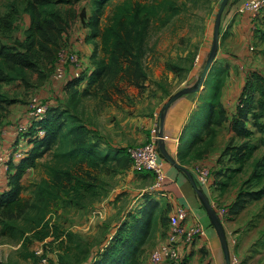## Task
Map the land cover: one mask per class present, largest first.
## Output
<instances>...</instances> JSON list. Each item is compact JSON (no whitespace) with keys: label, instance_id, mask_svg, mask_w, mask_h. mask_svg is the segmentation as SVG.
<instances>
[{"label":"trees","instance_id":"obj_1","mask_svg":"<svg viewBox=\"0 0 264 264\" xmlns=\"http://www.w3.org/2000/svg\"><path fill=\"white\" fill-rule=\"evenodd\" d=\"M13 1L8 8L11 22L22 12L28 15V24L21 40L13 45L0 43V84L21 82L28 87L30 74L36 73L42 82L55 69L57 54L67 43L68 28L75 20L83 19L85 11L78 13L75 0ZM111 1L92 0L93 12L87 25L88 38L97 39L91 57L93 69L75 78L74 74L68 75L60 89L63 96L52 106L46 103L42 119L36 121L27 115L25 131L19 130L20 125L16 127V145L10 148L11 158L7 161V186L0 193V237L18 243L21 258L34 255L28 248L30 242L52 237L59 240V264H138L143 247L151 243L157 227L163 232L167 228L171 205L162 206L159 200L149 197L138 214L128 213L120 225L112 231L103 228L93 241L50 223L51 210L58 201L76 208L89 207L104 190L99 175L128 167L127 161L131 160L127 151L126 155L124 149L101 148L100 141L91 135L90 125L96 121V109L117 104L114 97L126 96L127 87H143L148 76L150 30L168 25L186 10L190 0H122L114 4L102 24ZM65 4L70 6L62 10L60 6ZM255 36L263 40L264 31L255 30ZM172 68L181 70L174 63L169 66ZM213 68L204 81L199 111L186 130L188 135L177 157L180 164L188 165L218 150L215 139L219 132H232L219 156L227 158L234 169L214 171L213 188L221 192L236 186L232 176L249 167L227 206V219L235 221L251 202L264 198V72H247L235 111H230L223 100L227 68ZM17 100L0 91V134L9 123L8 106ZM90 102L94 103L92 109ZM21 143L27 147L22 148L21 158L14 159L12 153ZM39 166L44 176L32 182L24 196L22 178L28 169ZM181 261L179 264L184 263Z\"/></svg>","mask_w":264,"mask_h":264},{"label":"rangeland","instance_id":"obj_2","mask_svg":"<svg viewBox=\"0 0 264 264\" xmlns=\"http://www.w3.org/2000/svg\"><path fill=\"white\" fill-rule=\"evenodd\" d=\"M120 1L122 0H112L111 4L107 5L101 20L102 24L105 23L106 17L110 14L114 4ZM221 1H187L186 10L175 16L168 25L162 28L152 27L148 37L149 51L146 56L147 80L143 83L142 88H126L127 94L123 98L115 96L114 100L117 104H109L102 110L96 109L97 117H99L101 123L109 121L113 123H148L149 118H158L159 111L166 101L177 91L188 87L189 75L198 76L201 73L212 46L214 19ZM13 2V0H0L1 44H15L23 38L27 28L28 15L25 13L20 12L19 16L11 22V18L8 16V8ZM234 2L233 0L228 1L223 11L225 16L231 13L230 10L234 8V5L236 8L239 6ZM73 3H75L74 5L79 14L82 10L85 11V16L81 20H75L68 28L71 35L69 33V36L66 33L67 43L57 54L55 69L51 70L42 82L38 81L36 73L30 74L28 87L21 82L20 84H0L1 92H6L9 96L18 98L16 103L8 106L11 129H15L19 125L22 117L30 114L31 110L29 109L35 103L32 100L33 98H36L40 105H46V103L56 100L63 81L69 73L80 74L82 71H86V65L92 57L89 55L90 45L93 54L95 42L97 41L96 38L91 41V37L88 38V32L82 30L89 29L87 22L91 15L92 0H75ZM69 6L70 4H65L60 7L65 10ZM236 8L233 9L234 14H243L237 12ZM263 11L264 8L259 14ZM172 63L179 65L181 70L169 69ZM213 64V71L219 69L221 65L227 68L226 74L228 77L226 76L224 86L226 91L228 83L231 86L234 82L237 84L242 76L244 77L249 70L253 69V66L264 69V44L252 32L251 39H249L240 29L229 30L225 28L221 31L220 27L218 49ZM58 68L62 73L61 78L57 77ZM229 78H231L230 82ZM231 90L232 87H230ZM88 104H90L91 109L94 108L93 102ZM225 134L223 133V136ZM223 139V143L228 140L226 136ZM145 142L146 140L142 144H131L127 148L143 145ZM23 147V145H19L20 149ZM127 148L124 153H126ZM220 149L211 154L214 158H210L209 161L207 156L199 158L197 162L194 161L197 164L214 167L212 168L214 169L212 178L215 174L214 171L218 172L217 169L219 171L220 168L224 170L225 167L234 169V165L229 163L227 158H220ZM127 166V168L122 169L117 167L115 171L111 169L99 175V181L103 183L104 190L101 191L99 200L91 206L76 208L58 201L51 210L50 223L93 241L95 237L100 236L103 228L112 231L127 219L128 213L138 214L142 205L147 201V197L159 200L162 206L171 205L170 201L166 197H162L159 192L149 193L155 180L152 174L134 170L129 160ZM1 169L7 170L8 167L0 165ZM248 170L249 167L242 173H235L231 178V182L232 184L235 183L236 186L231 185L229 189L221 192L216 190L215 187L213 188L214 180L211 178V189L216 192V199L213 197L214 204L218 208L226 209V214L223 216L225 223L229 222L227 219V206L232 202L236 188L239 187L238 184L242 183L243 179L247 177ZM43 176V169L40 166L35 170L28 169L22 178L23 195L27 196L30 184ZM99 211L104 213L100 215ZM172 212L173 209L171 208L167 214L168 219ZM233 222L235 223L234 229L240 232L239 240L234 238V240L237 239L234 253L241 264H264V198L261 201L251 202ZM166 238L167 228L163 232L157 227L151 243L149 242L143 247L138 264H146L153 250L160 243L165 242ZM36 244L43 246V252L47 255L49 264H59L58 254L61 251L59 240L50 237L42 242L32 241L28 244L29 251L32 252L33 248L37 246ZM19 246L14 241L0 237V263L40 264V261L34 255L26 259L18 256ZM250 249L251 254L249 253Z\"/></svg>","mask_w":264,"mask_h":264},{"label":"crops","instance_id":"obj_3","mask_svg":"<svg viewBox=\"0 0 264 264\" xmlns=\"http://www.w3.org/2000/svg\"><path fill=\"white\" fill-rule=\"evenodd\" d=\"M244 1L245 0H233V2L236 3L237 5L242 4ZM234 8H236L235 5ZM234 8L230 10L231 11L230 14H227L225 16L224 13L222 15L221 31H223L225 28H228L229 30L234 28L238 30L240 29L245 33V35L249 39H251V32L255 36V30L261 29L264 31V25H263L264 11L261 14H257V15H253L250 13L234 14L233 13ZM92 12L93 11L91 6L90 17L92 16ZM82 30L87 31L88 32L87 34L89 36V31L87 29H82ZM69 33L71 35V32L67 31V35H69ZM92 40L93 39L91 38V41ZM74 41L72 42L74 43ZM260 42L264 44V39L260 40ZM92 51L93 49L90 45V49H89L90 57L92 56ZM213 66L214 64L212 65V67ZM86 70L87 71L92 70L91 59L88 61L86 65ZM251 70H259L261 72H264V69H260L259 67H254V66L253 69ZM70 74H74V73H69V76ZM246 74L244 75V77L242 76L241 80H239L237 84H235L234 82L233 85L231 86V84L228 83L226 91L224 90L223 100L230 111H235V107L238 102L237 98L239 93L241 92L243 80ZM189 77L191 79L197 76L189 75ZM230 81L231 78H229V82ZM230 87H232L233 91L232 90L230 91ZM127 88H135V87L130 86ZM203 90H204V83L198 91L187 95H183L180 98H178L175 102H173L169 106V108L165 113L164 122L161 127V131L163 133V140L167 152L177 163H179L177 157L178 150L188 135V132L186 131L187 128L194 121V118L197 115V112L199 111L200 96L202 95ZM58 93H59L57 94L58 97L60 95L63 96L62 90H59ZM49 103H50L49 105L51 106L56 104L55 100H52ZM98 120L99 117H97L96 121L94 123H91L90 125L91 135L93 136V138H96L100 141L99 143L101 148L105 150H112V151H116L120 149L125 150L128 145L131 144L134 145L137 143L142 144L144 140L148 139L150 135V131L155 126H157V130L160 129L159 115L157 119L149 118V120H147L148 123H113L110 121L101 123L100 120L99 121ZM26 121H27V117L25 115L24 117H22L20 121L21 123H19V125L26 124V123H22ZM223 133H226L225 136L228 139L231 136L232 132L230 130L225 129L223 132L218 133L215 139V146L218 149H220V147H223L225 143V142L223 143L224 141L223 138L225 137L223 136ZM131 136H132V140H131ZM17 137L18 134L16 127L15 129H11V126L8 123L6 127L3 128L2 133L0 134V153H3V155L5 156H10L9 153L10 148L16 145L15 140L17 139ZM222 143L223 145L221 146ZM20 145L27 147L24 143H21ZM211 154L206 155L208 161L210 160V158L211 159L214 158V156ZM197 160L198 159L193 160L191 163H188V165L180 164V163L179 164L187 168L193 175L192 167L195 164H197L194 163V161L197 162ZM207 160L205 162H207ZM160 161L163 164V168L166 174V180L163 183L161 189L157 192H159V194L162 197H166L170 201L171 208L173 209V211L178 207H182L186 210L187 217L186 220L184 221L185 226L199 224L205 231L204 236L197 237L193 242V244H191L190 246H185L183 244L179 245V251L180 254L182 255V259L184 260V263L182 264H224V253L221 248L217 233L213 228V226L211 225L207 213L205 212L203 206L201 205L199 197L196 194L195 190L193 189L188 177L183 171L174 167L172 164H170L161 157H160ZM209 168L213 172L214 169L212 168L214 167L210 166ZM7 175H8V170L5 169L0 170V193L4 191L7 186ZM212 180H214V175ZM202 190L208 197L209 201L214 202L213 197L215 198L216 192L213 189H209L210 191L208 192H206V190L203 188ZM102 213L104 212L99 211L100 215ZM234 224L235 223L233 221H229L228 223L223 222L226 232V238L228 241L229 254L235 252L234 247L232 246L233 245L232 242L234 238H237L238 240L240 238V237L238 238L240 232L234 229ZM167 233H168V225H167ZM249 253L251 254V249L249 250ZM164 264H171V263H164Z\"/></svg>","mask_w":264,"mask_h":264},{"label":"built area","instance_id":"obj_4","mask_svg":"<svg viewBox=\"0 0 264 264\" xmlns=\"http://www.w3.org/2000/svg\"><path fill=\"white\" fill-rule=\"evenodd\" d=\"M264 8V0H245L240 4L236 11L239 13H250L257 15ZM57 77L61 78L62 73L60 69L57 70ZM74 77H78V73H74ZM33 103L30 114L36 121L42 119L44 112L47 109V105L38 104L36 98L32 99ZM26 125H20L19 130L25 131ZM157 127L155 126L151 131L148 139L143 145L132 146L127 148L128 156L131 160L132 167L137 171H144L154 176V183L149 190V193L159 191L166 180V174L163 168V164L160 161L159 152L157 150ZM39 136L43 135V131L39 130ZM23 156V150L17 147L12 153L14 159L21 158ZM11 158L10 156L0 155V165L7 168V161ZM192 172L196 183L206 192L211 189V169L204 164H196L192 167ZM212 207L217 212L218 216L225 221L224 215L226 214L225 208H218L214 202H210ZM187 213L182 207L176 208L168 219V233L165 242L160 243L155 250L150 254V257L146 264H164L169 262H180L182 255L179 251V245L190 246L193 244L197 237H203L205 234L204 229L199 224L185 226L184 221L186 220ZM232 246L235 247L236 240H233ZM34 255L40 261V264H49L47 255L43 252V246L41 244L33 248ZM229 264H241L235 253L229 254Z\"/></svg>","mask_w":264,"mask_h":264},{"label":"water","instance_id":"obj_5","mask_svg":"<svg viewBox=\"0 0 264 264\" xmlns=\"http://www.w3.org/2000/svg\"><path fill=\"white\" fill-rule=\"evenodd\" d=\"M229 0H222L220 3V6L216 12L215 19H214V25H213V38H212V46L210 49V52L208 54V57L205 61V64L201 70V73L195 77L191 78L188 81V87L181 89L174 93L164 104V106L160 110L159 114V120H160V129L157 132V150L159 152V156L172 164L174 167L180 169L183 171L186 176L188 177L193 189L195 190L196 194L199 197V200L201 202V205L203 206L205 212L207 213V216L211 222V225L215 229L221 248L224 253V264H229V250H228V241L226 238V232L225 228L223 225L222 220L218 216L217 212L215 209L212 207L208 197L204 193V191L197 185L192 173L185 167L181 166L179 163H177L167 152L165 148V143L163 140V133L161 131L162 124L164 122L165 118V113L169 106L175 102L178 98H180L183 95H187L193 92H196L202 87L210 69L212 68L214 59L216 57L217 49H218V42H219V35H220V27H221V20H222V15L223 11L227 5Z\"/></svg>","mask_w":264,"mask_h":264}]
</instances>
